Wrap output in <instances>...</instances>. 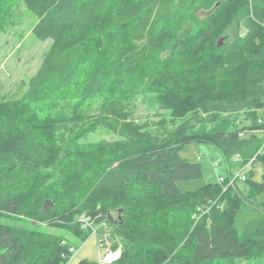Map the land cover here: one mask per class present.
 <instances>
[{"label": "trees", "instance_id": "trees-1", "mask_svg": "<svg viewBox=\"0 0 264 264\" xmlns=\"http://www.w3.org/2000/svg\"><path fill=\"white\" fill-rule=\"evenodd\" d=\"M19 3L51 43L22 96L0 100V264H68V235L108 223L111 264H264V176L246 174L247 195L228 178L178 187L202 176L186 145L229 169L263 147L264 0H0V33ZM141 97L158 120L137 121ZM248 111L243 128L224 119ZM99 129L118 138L84 141ZM245 205L261 217L238 230Z\"/></svg>", "mask_w": 264, "mask_h": 264}, {"label": "rangeland", "instance_id": "rangeland-1", "mask_svg": "<svg viewBox=\"0 0 264 264\" xmlns=\"http://www.w3.org/2000/svg\"><path fill=\"white\" fill-rule=\"evenodd\" d=\"M35 22L36 16L27 10L23 3H19L13 11L12 18L4 28V31L0 33V100L22 96L25 91L23 83H27L29 78L37 71L45 51L50 46V40L39 41L32 34V27ZM135 105L138 122L142 123L148 119L158 120L157 117L153 116L155 111L151 98H138L135 101ZM86 111L85 113L92 114L94 110ZM257 113L260 115V111ZM252 114V111L229 114L225 115L224 119L225 121L228 120L232 127L243 128L250 124ZM176 126L168 123L163 127H153L151 131L160 133L169 131ZM253 136L261 142L264 140V131L262 129L257 130ZM117 138L112 132L99 129L84 139V141L115 140ZM261 155L264 156V153ZM180 157L193 163H200L202 168L201 178L178 182V187L181 191L195 190L204 184L215 183L224 178L234 179L238 174L246 176V174L252 173L251 180L257 183L262 182L264 176V166L261 161L258 160L254 165L245 166V168L241 169L238 165L240 158H237L239 161H236V158H234L233 167L229 169L221 152L213 145L207 143L186 145L180 152ZM236 185L242 194H249V187L246 181L238 179ZM263 198L264 194L253 196L256 203H261ZM260 217L261 214L258 211L250 205H245L238 210L234 224L238 230H241L247 223L256 221ZM115 220L116 216L113 215V221ZM22 223L25 226H32L34 224L30 221ZM41 226L50 232L63 233L62 231L48 229L44 224ZM110 230H112L110 223L105 227L97 225L92 235L84 242L68 235V238L74 243L76 249L68 264H76L82 259L98 261L106 250V247L99 246L98 241L104 232H110ZM240 264L257 263L243 261Z\"/></svg>", "mask_w": 264, "mask_h": 264}, {"label": "built area", "instance_id": "built-area-1", "mask_svg": "<svg viewBox=\"0 0 264 264\" xmlns=\"http://www.w3.org/2000/svg\"><path fill=\"white\" fill-rule=\"evenodd\" d=\"M259 124H261L264 128V106L262 109H260V115L258 119ZM264 131V129H263ZM264 153V144L261 150L258 152L257 155H261ZM254 156L245 166L254 165L256 161H258V157ZM262 156V155H261ZM236 161H239L236 158ZM264 166V162L262 163ZM245 166L243 168H245ZM240 179L242 181H245V176H240L239 174L234 179H229L228 185H234L236 181ZM224 179H221L220 182H222ZM105 227V225H103ZM100 247H106L105 253L103 256L98 260L99 264H111L115 262L119 256H120V248L114 247L112 241L110 240V233L104 232L102 237L98 241ZM73 251V249H71Z\"/></svg>", "mask_w": 264, "mask_h": 264}]
</instances>
